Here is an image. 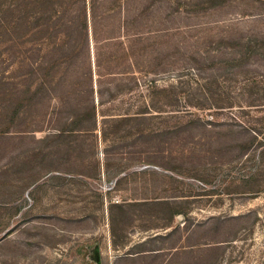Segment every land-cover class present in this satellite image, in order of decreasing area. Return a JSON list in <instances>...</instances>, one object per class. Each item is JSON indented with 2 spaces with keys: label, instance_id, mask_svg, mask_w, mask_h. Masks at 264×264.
Here are the masks:
<instances>
[{
  "label": "rangeland",
  "instance_id": "1",
  "mask_svg": "<svg viewBox=\"0 0 264 264\" xmlns=\"http://www.w3.org/2000/svg\"><path fill=\"white\" fill-rule=\"evenodd\" d=\"M55 1L0 0V264H264V0Z\"/></svg>",
  "mask_w": 264,
  "mask_h": 264
},
{
  "label": "trees",
  "instance_id": "2",
  "mask_svg": "<svg viewBox=\"0 0 264 264\" xmlns=\"http://www.w3.org/2000/svg\"><path fill=\"white\" fill-rule=\"evenodd\" d=\"M36 4L38 6H42V5H47L50 6L49 9H40L41 10V14L46 15L48 14V21L52 20V19H56V17H58V13L57 11H55V3L59 4L58 2H56L55 0H35ZM61 6V5H59ZM94 6H96V3L94 2V0H82V9L79 10V12H81V28L83 30V32L85 33V36L88 35V21L89 18H92V10L94 8ZM15 7H17L19 10L21 9L20 5H15ZM45 7V6H42ZM105 13V11L103 12ZM22 16H18L15 19V28H19L22 27L23 23H24V13H21ZM64 13L61 14L60 18L61 19L63 17ZM89 15H91V17H89ZM37 24H39V20L36 21ZM54 23H56V21H54ZM251 47V46H250ZM251 50L255 51V49L253 47H251ZM242 58V57H241ZM245 58V56H244ZM244 58L242 60H244Z\"/></svg>",
  "mask_w": 264,
  "mask_h": 264
}]
</instances>
